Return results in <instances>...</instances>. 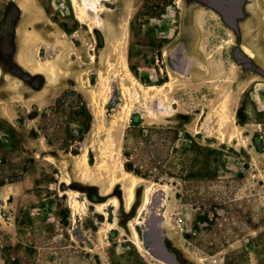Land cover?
I'll list each match as a JSON object with an SVG mask.
<instances>
[{"label": "rangeland", "instance_id": "1", "mask_svg": "<svg viewBox=\"0 0 264 264\" xmlns=\"http://www.w3.org/2000/svg\"><path fill=\"white\" fill-rule=\"evenodd\" d=\"M88 1L0 0V264H264V0Z\"/></svg>", "mask_w": 264, "mask_h": 264}, {"label": "bare ground", "instance_id": "2", "mask_svg": "<svg viewBox=\"0 0 264 264\" xmlns=\"http://www.w3.org/2000/svg\"><path fill=\"white\" fill-rule=\"evenodd\" d=\"M73 5H74V8H75L76 12L78 13V15L82 19L88 20V17H90L92 19V21L95 22L96 24L100 23V17H98V15L92 16V13L93 14L94 13H97V12L99 13V10L96 11L95 8H94V6H93V3H91L90 1H88V0H82L81 2H78V1L74 0V4ZM43 60H44V58H43ZM118 60L120 62L121 61V58L119 57ZM48 63H49V61H48ZM45 64H47V63H45ZM51 70H53V69H51ZM109 70L110 71H114L113 64H110L109 63ZM97 76H98V80L100 81V83L102 85V89L103 90H107V88L109 87V79L104 74H102L101 72H99L97 74ZM93 92H94V94L96 95L97 98H101V97H103L105 95V94H103L104 92H97L96 90H93ZM122 109L125 112H127L128 117L131 115V111L132 110H131V104H130V102H127L122 107ZM219 115H220V119L223 120L224 119L223 113L220 112ZM105 132H108V131H105ZM77 170L79 171V175H80V177L82 179H89V180H92L93 179V176L94 175L92 174V168H91V166H89L88 164H86V160L83 159L82 161H80L78 163ZM111 181H112V183H115V184H122L123 185V188H124V192H126V193L127 192H130L131 193L133 191V189L141 182V180L138 177L131 176V174H129L126 171L123 172V174L121 175V177H116L115 175H113ZM72 197H73V195L70 194V198H72ZM75 207L76 206H73V208H75ZM162 253H163V251H162Z\"/></svg>", "mask_w": 264, "mask_h": 264}]
</instances>
